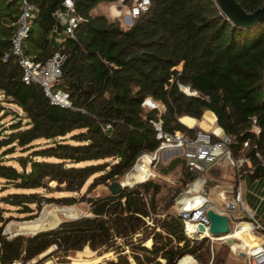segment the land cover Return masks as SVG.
<instances>
[{
    "label": "trees",
    "instance_id": "16d2710c",
    "mask_svg": "<svg viewBox=\"0 0 264 264\" xmlns=\"http://www.w3.org/2000/svg\"><path fill=\"white\" fill-rule=\"evenodd\" d=\"M62 1L28 0L34 10L23 51L39 63L61 55L53 89L67 95L69 108L50 105L39 85L21 82L9 53L17 2L0 0V112L13 117L0 124V264H69L67 257L84 247L112 255L95 264H176L186 256L196 264H227L226 245L190 240L170 211L197 177L181 155L159 171L180 174L178 186L146 180L116 195L89 194L155 152L153 124L192 137L198 129L178 120L200 121L205 111L230 139L232 161L254 149L250 166L238 171L264 187V20L240 27L213 0H149L122 28L96 9L118 2L129 9L133 0H71L77 23L68 37L52 16ZM234 1L247 14L264 5ZM145 99L157 108L142 107ZM51 204H85L87 214L31 235L3 233L11 219L30 221Z\"/></svg>",
    "mask_w": 264,
    "mask_h": 264
},
{
    "label": "built area",
    "instance_id": "2783aa9c",
    "mask_svg": "<svg viewBox=\"0 0 264 264\" xmlns=\"http://www.w3.org/2000/svg\"><path fill=\"white\" fill-rule=\"evenodd\" d=\"M17 2V17L14 22V32L10 37L9 53L16 58L17 65L21 69V82L25 84L35 83L41 88L43 95L48 99L50 105L58 106L59 108H69L70 103L67 95L60 90L53 89V83L56 82L60 76V64L61 55L55 53L51 58L45 60L42 63L32 60L30 57L24 54V39L28 34V30L31 25L33 17L34 7L28 2V0H16ZM149 6V0H133L131 7L128 10L126 18L129 22L139 14L144 13ZM54 20L60 28V34L63 36L72 37L73 29L76 27L77 19L74 15V7L71 0H63L59 8L52 14ZM54 35H57L56 29L52 31ZM57 40V39H56ZM6 56L4 57V59ZM183 92L188 93L187 88L179 87ZM142 107L148 109L157 108V105L151 102L149 99H145L141 104ZM155 130V138L159 141V145L153 156L143 154L136 162L139 163L142 158H148L149 164L155 160V156L164 150H178L179 155L184 159V169L196 174L197 177L191 184L195 186L193 193L186 191L188 195L184 200L178 199L175 203L178 205L177 216L182 224L183 234L190 240H200L207 238L210 244L220 243L225 244L226 239L233 235V231H230L226 236L213 237L208 235L207 227L209 225L208 219L205 216L207 209H212L218 214L225 215L230 223L235 220V214L237 209L242 212L241 197L242 190L239 184L241 179V173L238 171L241 164H247V159L242 157L238 161L233 162L231 160V153L228 148L230 139L222 134L221 131L215 130H198L192 137H187L180 132H173L172 134L163 132L159 124H153ZM247 147L246 143L242 144L241 151ZM220 159H225L229 164L236 167V183L232 191V196L224 201L223 210H215L211 207L206 197L205 188L201 186L202 180L198 174L207 171V167L214 164ZM200 200V203L196 204L194 199ZM182 202V203H181ZM195 205V206H194ZM249 221L254 220V211L246 212ZM235 224V228L239 225ZM203 227V232H199L197 226ZM250 229L263 230L258 224L254 223L249 225ZM249 229V228H248ZM239 250L243 251L244 256L248 260V264H264V245H260L257 248H250L246 245L239 244ZM186 261L183 264H196L191 257H186ZM251 261V263H250ZM11 264H19V262H13Z\"/></svg>",
    "mask_w": 264,
    "mask_h": 264
},
{
    "label": "rangeland",
    "instance_id": "374dc122",
    "mask_svg": "<svg viewBox=\"0 0 264 264\" xmlns=\"http://www.w3.org/2000/svg\"><path fill=\"white\" fill-rule=\"evenodd\" d=\"M128 10H129L128 8L122 6V4L119 3V2L116 3V4H113V5H102V6L98 7V9H96V11L101 12V13L105 14L106 16L110 17V18H112V17L113 18H117L118 21H119V24H120V26L122 28L128 26V23H127L128 21L125 22V18H126V15L128 14ZM1 105L7 107L4 104H1ZM12 118L13 117H12V115L10 113H6L4 111L0 112V124L6 125ZM152 156H153V154H151V157ZM166 156H167L166 154L159 153V154H157L155 156V160L151 161V164H150L149 167H148V164H147V170L149 171V173H148V176L145 179L146 180H153L154 182H157L159 184H164V186H166V187L178 186L181 183V182H179L180 174H178L176 172H173V173H170L168 175L162 176L160 174V172H159L160 169L163 168L166 165L167 161L170 160L171 158H173V157H171V158L168 159ZM238 158H240V156H238L236 159H238ZM139 163L141 164V162H139ZM227 166L228 167H224L225 170L229 174H231L232 172L234 174V171H235L236 167L233 166L235 168L232 167V169H231V167L229 166L228 163H227ZM136 167H137V164L134 166L135 170H136ZM136 172L137 171H134L133 175L137 176L138 172H137V174H135ZM127 173H130V172H127ZM127 173H125V174L127 175ZM125 174L120 178V180L122 182H124L127 179ZM145 179H144V181H146ZM185 189H186V187L183 188L182 193L175 199L174 205L170 209V211L176 213L175 202L178 199H183V198H186L188 196L187 194H185L186 193ZM206 191H207V195L206 196H207L209 202L212 205H214V206L221 207L220 201L215 196V190H213V189L210 190L209 189V190H206ZM106 193H107L106 187L99 186L92 193H90L89 196H102V195H105ZM190 193H193V192L190 191ZM0 195H1V193H0ZM51 195L52 196H56L57 194H51ZM74 214H75V216H74ZM86 214H87V207H86L85 204L73 205V206H68V207L58 206V205H53V204H51V205H43L41 207L37 217L32 219V220H30V221H18V220H12L11 219L4 226L3 233L8 238H11V237H13L16 234L31 235V234H33V233H35L37 231H40V230L53 228L56 225H58L61 221H67V220L76 219V218L85 216ZM238 215H243V213L239 212ZM5 216H7V215H5ZM44 217H45V220H44ZM53 219L54 220L57 219V220L53 221ZM41 221H43L42 224H40ZM240 221H244V220H240ZM35 223H36V225H33ZM238 223L239 222L233 221L231 223L230 230L231 231L233 229L235 230V224H238ZM54 224H56V225H54ZM254 236H258V234L255 233ZM236 244L238 245L239 243H236ZM218 245H220V243H214V247H216ZM230 254L231 253H230V249H229V255ZM233 254H235V251H234ZM233 254L231 255L230 259H229V256H228L227 264H248V260H245L244 262L239 261V259H237V256L233 255ZM40 256H38V258H40ZM110 257H112V255L110 253H105V254H103V255L98 257V256H96V254L94 252L92 253L90 250H88L87 247H84L80 252L75 253L71 257H67V259L69 261V264H76V263L93 264V263L99 262V261H101L103 259L110 258ZM232 259H234L235 262L232 261ZM35 262H36V259L31 260V261H29V262H27L25 264H35ZM47 263H49V262H45L44 264H47ZM250 263H251V261H250Z\"/></svg>",
    "mask_w": 264,
    "mask_h": 264
},
{
    "label": "crops",
    "instance_id": "0c3cea01",
    "mask_svg": "<svg viewBox=\"0 0 264 264\" xmlns=\"http://www.w3.org/2000/svg\"><path fill=\"white\" fill-rule=\"evenodd\" d=\"M127 21H128V19L125 18V22H127ZM127 23L129 25L131 22L128 21ZM183 119L190 120V121H192V123L189 126L185 125L181 122ZM178 121H179V123H181L183 126H185L188 129L197 128L198 130H204V131H206V130H215L217 132L221 131L219 128L216 127L215 117L209 111H205L203 113L200 121H196V120H194L192 118H188V117H181V118H179ZM202 125H204V127ZM160 153L166 154L167 155L166 157L168 159L171 157H174L176 155H179L178 150H171V149L164 150ZM140 162H141L142 170H139L138 167H136V170L134 169V171L138 172L137 177L139 179L144 180L148 176V173H149V171L147 170V164L149 163V159L143 158V159H141ZM227 163L229 164V162H227L225 159H220L217 162H215L214 164L208 166L207 171H205L199 175L200 179L202 180L201 186L203 185L202 187L205 188L206 195H207L206 190H209V189L215 190V196H216V198H218V200L221 203V207H217V206L212 205L208 200L211 207L215 210H220V211L223 210L224 201L221 199V197H223L225 200H227L229 197H231L233 188H234L235 183H236L234 180L233 172L231 174H229L224 168V167H228ZM138 164L139 163H137V165ZM229 166L232 169L233 165L229 164ZM249 166H250V164H249V162H247L246 167L248 168ZM233 168H235V167H233ZM137 172L135 174H137ZM236 172H237V169L235 168V174H236ZM141 173H143V175H141ZM205 182L207 184L209 183L208 185H210V187L207 188L205 186L206 185ZM239 184L241 185V190H242L241 208H242V210H244V212H242L240 210V207H239V209H237V212L235 214V220H233V221L239 222L240 224L248 225V227H249L248 232L252 237V239H250V241H255L253 238L257 239L258 240V247H259L260 245H264V235H261L259 233L260 230L250 229L249 225L254 224V223H258L262 228L264 227V187H262L259 184V182H257L256 180H254L252 182H248L247 179L245 177L243 178L242 176H241ZM193 189L195 190V186L193 184H189L187 186L186 191L194 192ZM184 199L185 198L180 199V201L184 200ZM175 209H176V213H177V209H178L177 203H175ZM250 211H254V220L253 221H249L247 218V215H246V212H250ZM239 212H242L243 215H238ZM239 219L240 220H247V222L240 221ZM231 223H230V227H229V232L231 231L230 230ZM255 233L258 234V236H254ZM233 234H234V231H233ZM234 237L239 238L235 235H234ZM234 237H233V235H231L228 237V239H226V241L227 240L231 241L229 246L226 245V242L224 244L230 249L231 254L229 255V259L235 251V254H233V255H236L237 259H239V261L244 262L247 259L244 256L243 251H240L238 248L239 244H241L240 243L241 241L236 240ZM239 239H241V238H239ZM242 240L245 241L244 239H242ZM245 242L248 243V241H245ZM236 243H239V244L237 245ZM186 257H188V256H186ZM186 257H184V258H186ZM182 259L183 258L178 260L177 261L178 263H176V264H183L184 261L187 260V259H184V260H182ZM232 261H234V259H232ZM93 264H95V263H93Z\"/></svg>",
    "mask_w": 264,
    "mask_h": 264
},
{
    "label": "water",
    "instance_id": "95a60500",
    "mask_svg": "<svg viewBox=\"0 0 264 264\" xmlns=\"http://www.w3.org/2000/svg\"><path fill=\"white\" fill-rule=\"evenodd\" d=\"M213 1L216 4L220 14L223 15L227 20H229L232 24L236 26L251 27L254 26L257 22L264 20V5L256 9L254 12L247 14L240 8V6L234 0H213ZM254 154H255L254 149H251L247 153L246 158ZM134 166L135 164L130 168L128 172H131ZM142 182H144V180L139 182H131L130 180L129 184H123L122 181L120 180L118 182H112L108 184L106 189L109 194L116 195L123 188L132 187L133 185ZM205 216L209 222V225L207 227L208 235L213 237H221V236H226L229 233V222L225 215L218 214L217 212H214L212 209H207L205 211ZM53 228H49V229H53ZM49 229H44L40 231H45ZM197 229L199 232L204 231L201 225L197 226ZM230 243H231L230 240L226 241V245L229 246Z\"/></svg>",
    "mask_w": 264,
    "mask_h": 264
},
{
    "label": "bare ground",
    "instance_id": "6f19581e",
    "mask_svg": "<svg viewBox=\"0 0 264 264\" xmlns=\"http://www.w3.org/2000/svg\"><path fill=\"white\" fill-rule=\"evenodd\" d=\"M183 124H185V125H190L191 123H192V121H190V120H187V119H183L182 121H181ZM203 127H204V125H202ZM149 164V163H148ZM137 167H138V169L139 170H142V167H141V164L139 163L138 165H137ZM135 169V168H134ZM134 169H133V171H131L130 173H128L127 175H126V180L124 181V182H122L123 184H129V181L131 180V182H139V181H143V180H141V179H139L137 176H135V175H133V172H134ZM141 175H143V173H141ZM127 188V187H126ZM194 190V189H193ZM195 200L197 201L196 202V204L195 205H197V204H199L200 203V200H197L196 198L194 199V202H193V204L195 203ZM194 205V206H195ZM77 214V213H76ZM74 216H75V214H74ZM44 220H45V217H44ZM55 220H57V219H55ZM54 219H53V221H55ZM43 223V221H41V223L40 224H42ZM33 225H36V223L35 224H33ZM54 225H56V224H54ZM53 225V226H54ZM45 227V226H44ZM34 228V227H33ZM36 228V227H35ZM248 225H246V224H240V225H238L236 228H235V230H234V234H233V237H234V235L235 236H237V237H239V238H241V239H239V238H236V237H234L236 240H238V241H241L240 243V245H242V244H244V245H246V246H248V247H250V248H257L258 247V240L257 239H255V238H253L255 241H250V239H252V237H251V235L249 234V232H248ZM242 239H244L245 241H248V243L247 242H245V241H243ZM234 246V245H233ZM182 260H184V258L182 259ZM181 260V261H182ZM180 262V261H179ZM76 264H83V263H76Z\"/></svg>",
    "mask_w": 264,
    "mask_h": 264
}]
</instances>
